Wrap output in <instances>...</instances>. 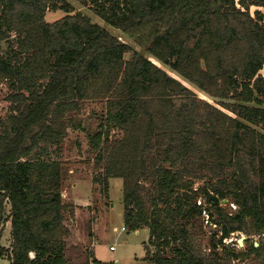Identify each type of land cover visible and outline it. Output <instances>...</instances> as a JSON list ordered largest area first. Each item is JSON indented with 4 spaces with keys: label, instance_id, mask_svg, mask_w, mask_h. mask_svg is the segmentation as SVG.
Instances as JSON below:
<instances>
[{
    "label": "trees",
    "instance_id": "obj_1",
    "mask_svg": "<svg viewBox=\"0 0 264 264\" xmlns=\"http://www.w3.org/2000/svg\"><path fill=\"white\" fill-rule=\"evenodd\" d=\"M75 1L142 51L67 0H0V236L10 226L0 257L73 264L62 143L74 130L86 138L92 182L107 192L122 180L125 229L148 230L145 264H264V0ZM203 215L216 227L207 249ZM234 232L247 236L242 249L222 243ZM76 264L113 263L88 254Z\"/></svg>",
    "mask_w": 264,
    "mask_h": 264
},
{
    "label": "rangeland",
    "instance_id": "obj_2",
    "mask_svg": "<svg viewBox=\"0 0 264 264\" xmlns=\"http://www.w3.org/2000/svg\"><path fill=\"white\" fill-rule=\"evenodd\" d=\"M67 2L73 6L75 12L78 11L90 17L92 22L104 27L121 42L128 44L133 50L142 51L130 38L118 29H114L104 23L86 7L81 6L75 0H67ZM63 14L60 10L49 11L45 14V20L52 22L63 16ZM143 54L165 70L170 76L194 90L198 97L212 101L209 96L206 94L205 96L203 92L201 93L194 84L169 69L152 55L145 52ZM128 57L129 55L125 54L124 58L127 59ZM260 74L264 77V68L260 71ZM7 94V88L5 85H1L0 117L6 113L8 107V102L6 101ZM89 107L98 112L101 109V105L91 104ZM62 148L63 159L72 165L71 172H69L70 177L64 183L62 197L66 201L71 202L75 207L73 216L67 221V226L70 230V235L66 239L67 261L73 264L81 263L85 261L88 254H92L94 258L102 262H112L113 264H145L142 258L145 255L144 244L148 240V230L147 228L136 231L125 229L123 224L122 180L120 178H111L107 192L103 191L100 185L92 182L95 169L92 163L86 164L88 154L86 152V138L82 132L69 130L68 135L62 143ZM201 185V181H195L192 187L198 188ZM222 206L229 213H233L236 210L235 205L232 203L227 202ZM7 211L8 205L6 206V213ZM207 218L203 215V218L200 217L198 220V239L204 249L208 248V237L213 235L216 229L215 225ZM218 236L219 233H216L215 237ZM8 237L9 223H6L0 236V247H8ZM242 237L244 239L241 246L237 243V240ZM246 237L244 232H234L229 238L222 240V243L227 248L239 250L243 248ZM248 237L254 243L259 239L258 235H250ZM110 246L113 247L112 250L109 249ZM149 250L152 251L153 248L149 246ZM248 263L246 260L243 262L238 260L232 262V264ZM0 264H8V262L6 259L0 258Z\"/></svg>",
    "mask_w": 264,
    "mask_h": 264
},
{
    "label": "water",
    "instance_id": "obj_3",
    "mask_svg": "<svg viewBox=\"0 0 264 264\" xmlns=\"http://www.w3.org/2000/svg\"><path fill=\"white\" fill-rule=\"evenodd\" d=\"M210 199L213 201V204L219 203L220 205H224L227 203V199H221L220 201H218L217 196H214V195H211ZM243 239H244V237L237 240V243H239L241 246L243 245ZM254 245L257 246V243H254Z\"/></svg>",
    "mask_w": 264,
    "mask_h": 264
},
{
    "label": "crops",
    "instance_id": "obj_4",
    "mask_svg": "<svg viewBox=\"0 0 264 264\" xmlns=\"http://www.w3.org/2000/svg\"><path fill=\"white\" fill-rule=\"evenodd\" d=\"M7 223H9V222H7ZM9 231H10V226H9ZM8 245H9V237H8ZM5 248H7V247H5ZM0 258H4V259H6L7 260V258L6 257H0ZM98 260V259H97ZM7 262H8V264H9V261L7 260Z\"/></svg>",
    "mask_w": 264,
    "mask_h": 264
},
{
    "label": "built area",
    "instance_id": "obj_5",
    "mask_svg": "<svg viewBox=\"0 0 264 264\" xmlns=\"http://www.w3.org/2000/svg\"><path fill=\"white\" fill-rule=\"evenodd\" d=\"M197 203H198V204H200V201H198ZM109 249H110V250H112V249H113V247H112V246H110V247H109Z\"/></svg>",
    "mask_w": 264,
    "mask_h": 264
}]
</instances>
